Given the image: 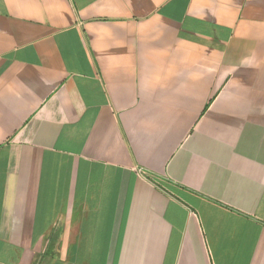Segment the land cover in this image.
I'll return each mask as SVG.
<instances>
[{
  "label": "crops",
  "instance_id": "1",
  "mask_svg": "<svg viewBox=\"0 0 264 264\" xmlns=\"http://www.w3.org/2000/svg\"><path fill=\"white\" fill-rule=\"evenodd\" d=\"M0 264H264V0H0Z\"/></svg>",
  "mask_w": 264,
  "mask_h": 264
}]
</instances>
